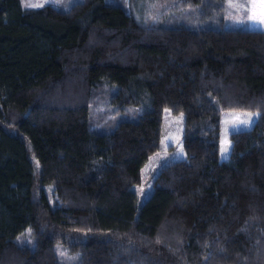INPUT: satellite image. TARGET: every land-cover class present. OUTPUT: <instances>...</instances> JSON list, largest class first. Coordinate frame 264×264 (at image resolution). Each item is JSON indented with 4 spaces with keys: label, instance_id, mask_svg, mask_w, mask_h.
Listing matches in <instances>:
<instances>
[{
    "label": "trees",
    "instance_id": "1",
    "mask_svg": "<svg viewBox=\"0 0 264 264\" xmlns=\"http://www.w3.org/2000/svg\"><path fill=\"white\" fill-rule=\"evenodd\" d=\"M226 2L0 0V264H264V5L222 29ZM163 109L186 159L138 207ZM222 111L258 114L224 162Z\"/></svg>",
    "mask_w": 264,
    "mask_h": 264
},
{
    "label": "rangeland",
    "instance_id": "2",
    "mask_svg": "<svg viewBox=\"0 0 264 264\" xmlns=\"http://www.w3.org/2000/svg\"><path fill=\"white\" fill-rule=\"evenodd\" d=\"M79 0H21L22 7L41 9L44 6H51L58 9H68L71 5ZM224 15L222 20L216 22L215 25L222 29H236L246 30L251 26L248 23V8L240 5H248V0H226ZM231 4V6H230ZM26 5H39L37 7H27ZM250 5V2H249ZM179 25L190 27L191 23L179 20ZM193 26L206 27L212 26L210 24L194 23ZM256 113L252 112H228L222 111L221 118V137H220V161H228L231 155V142L228 137L235 131L249 130L257 120ZM238 118V119H237ZM161 151L151 157L143 166L141 170V183L132 186L131 189L137 194V204L141 207L144 201L152 193L153 179L160 171L161 167L170 162H177L185 160L186 155L183 149L184 136V120L182 113H172L169 109H163L161 115ZM246 122V123H245ZM222 148L227 150L222 152ZM51 190L49 191V193ZM18 243L23 244L27 248H34L33 238L30 232L25 231L22 235L17 237ZM55 253L58 256L59 264H77L78 255L70 254L61 245L55 247Z\"/></svg>",
    "mask_w": 264,
    "mask_h": 264
},
{
    "label": "snow or ice",
    "instance_id": "3",
    "mask_svg": "<svg viewBox=\"0 0 264 264\" xmlns=\"http://www.w3.org/2000/svg\"><path fill=\"white\" fill-rule=\"evenodd\" d=\"M261 4L264 5V0H261ZM27 7H37L39 5H26ZM231 6V4H230ZM241 7H244V8H248V5H240ZM253 7H255V5H253ZM252 19H256L255 16L252 17ZM261 22H264V17L261 18ZM238 119V118H237ZM246 123V122H245ZM227 149L226 148H222V152L226 151Z\"/></svg>",
    "mask_w": 264,
    "mask_h": 264
}]
</instances>
